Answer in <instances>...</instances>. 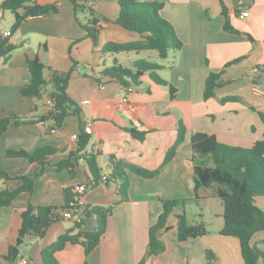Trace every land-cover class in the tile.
Wrapping results in <instances>:
<instances>
[{
	"label": "crops",
	"instance_id": "0c3cea01",
	"mask_svg": "<svg viewBox=\"0 0 264 264\" xmlns=\"http://www.w3.org/2000/svg\"><path fill=\"white\" fill-rule=\"evenodd\" d=\"M2 1L0 32L9 34H0V37L6 39L12 50L7 57L0 55V118H11L0 136V171L11 177L25 175L33 179V191L19 193L10 206L0 208V264H9L5 256L13 246L18 249L14 264H20L23 259L25 264H42L41 249L74 223L62 219L53 223L43 238L29 234L19 239L20 213L28 201L35 205L65 204L63 189L78 183L87 186L86 205H113V209L107 218L105 234L93 250L85 254L82 245H68L55 253L58 263L138 264L146 253L148 228L162 211L160 200L193 196L192 132L203 131L215 135L222 143L241 147L264 139V123L258 114V111L264 114V97L252 95L249 72L251 66L259 65L256 78L264 81V0H243L242 3L240 0H165L159 14L173 26L181 46L178 50H169L162 60L149 50L103 53L106 42H130L140 37L134 31L101 20L98 43L94 44L77 22L72 0H37L41 5L56 4L57 12L26 17L13 30L15 14L3 10ZM75 1L91 5L100 17L114 19L118 15L117 0ZM221 3L239 34L224 30ZM243 9L248 10L245 18L239 16ZM78 17L84 21L87 15L81 13ZM246 34L253 40L246 38ZM35 56L45 65L46 83L40 98L23 96L20 92L30 81L27 59ZM150 57L155 59L150 60ZM239 57L242 59L238 62L224 66ZM114 58L126 67L138 59L161 63L162 68L156 72L175 92L171 96L168 85L154 82L148 74L142 77L139 86H131V91L101 76V70ZM221 70L220 79L224 84L215 89V96L204 100L208 73ZM54 73H69L66 93L81 108L79 115L66 116L58 127H51L50 120L39 119L48 115L55 98L51 82ZM227 95L238 99L221 102ZM17 116L26 117L25 121L16 124ZM83 120L85 124H92L84 152L98 153L101 177L110 173L111 156L145 169H155L174 143L179 121L185 126V136L173 158L156 176L144 178L126 169L129 184L127 198L123 200L117 194V181L90 184L92 178L84 156H72L75 164L72 176L65 169L56 170L60 156L77 149ZM130 127L147 130L144 139L133 138L127 131ZM42 146L58 150L43 166L23 157L6 155L8 149L33 153ZM21 183L20 179L11 178L5 186L12 190ZM212 188L208 193L216 196L217 186L213 184ZM254 200L264 210V195L257 194ZM200 203L199 200L198 207ZM182 211L186 212V205L175 207L168 215L169 228L156 233L163 249L150 255L144 264H244L238 239L218 233L223 205L216 212L215 226L205 221L208 233L186 241L177 238L176 214ZM83 221L84 229H94L93 216ZM251 242L264 251V230L255 232ZM206 250L212 251L215 257L210 255L207 259Z\"/></svg>",
	"mask_w": 264,
	"mask_h": 264
},
{
	"label": "trees",
	"instance_id": "16d2710c",
	"mask_svg": "<svg viewBox=\"0 0 264 264\" xmlns=\"http://www.w3.org/2000/svg\"><path fill=\"white\" fill-rule=\"evenodd\" d=\"M165 0H117L119 5L118 15L114 19L98 16L91 5L76 3L72 0L73 11L79 25L86 31L88 37L94 44L98 43L99 32L101 30L100 21L113 22L127 30L134 31L139 35V39L130 42H106L102 47L103 53H118L129 51L149 50L155 51L159 59H165L169 50H178L181 42L177 38L173 26L159 14ZM221 14L223 16V28L225 31L239 34L229 21L227 8L221 3ZM3 10H9L15 14V21L12 30L16 29L26 17L40 16L51 12H57L56 4L41 5L37 0H3L1 2ZM85 13L86 20L79 19V14ZM246 38H253L246 34ZM12 50L6 39L0 37V55L6 56ZM242 57L235 58L224 66L238 62ZM74 65L77 63L73 61ZM27 66L30 73L29 83L22 87L20 92L23 96L40 98L43 93L46 80L43 76L45 65L39 56L27 59ZM162 64L146 59L135 60L130 67L123 66L116 58L112 63L104 67L100 74L108 80L119 82L124 87L139 86L145 74L156 83L168 85L171 96L175 88L163 80L157 74V70L162 68ZM221 72L210 71L205 79L203 98L204 100L215 96V89L221 87L224 81L220 79ZM69 73H54L52 76V86L55 91V98L47 116L40 117V120H50L51 127H58L63 119L68 115H79L81 108L66 93ZM101 78H98L100 80ZM237 96L227 95L221 98V102L236 101ZM261 121L264 123L263 112L258 111ZM26 117H15L14 122L18 124L25 121ZM11 121L10 117L0 118V136L7 129ZM32 121V119H28ZM131 136L137 140H143L147 130H138L133 127L127 128ZM185 136V126L182 122L177 124V135L174 143L167 150L161 165L155 169H145L120 160H115L113 156L109 158L110 173L107 181H117V194L121 199L127 198L128 178L126 169L144 178H152L159 174L162 167L169 162L176 153L177 146L183 141ZM89 141V134L84 131L77 136V149L67 155H61L56 163V170L65 169L69 175L74 174L75 158L84 156L85 164L91 175V185L100 183L101 168L98 164L96 152H84ZM190 146L192 149L191 162L193 164L192 190L193 196L187 198L161 199L162 211L156 222L148 228V244L144 257L138 264H144L145 260L152 254H156L163 249L162 242L156 233L164 228L168 229L166 220L175 207L185 206L187 203H194L198 206L199 200L206 198L210 192V186L216 185V196L221 199L223 205L222 226L218 233L226 236H234L239 241L240 252L244 264H264V251L251 242L253 234L264 230V210L255 204L254 196L264 195V139L255 140L248 147L234 146L218 141L215 135L203 131H195L190 135ZM50 146L37 148L33 153H28L23 149H8L6 155L9 157H23L29 162L43 166L46 161L57 152ZM11 178L20 179L22 183L10 190L5 186V182ZM107 181L105 183H107ZM104 183V184H105ZM72 186L63 189L65 204L63 205H35L28 201L20 213L21 224L18 229V238L22 239L26 235L37 238L45 237L49 227L61 221L62 212L70 209L73 200ZM33 191V179L25 175L11 177L4 171H0V208L10 206L16 196L21 192ZM73 208V207H72ZM113 205L84 206L79 221L59 234L57 238L44 246L40 251L42 264H59L55 253L68 245L80 244L88 254L98 244L105 234L106 222L111 214ZM94 217L95 227L93 230L84 229L85 217ZM202 214L198 213L199 219L193 222L187 220L186 212L176 214L177 218V238L180 241L199 238L208 233L205 221L201 219ZM214 253L206 250L205 256L208 259ZM9 264H14L11 260V252L5 256ZM82 264H89L84 261Z\"/></svg>",
	"mask_w": 264,
	"mask_h": 264
},
{
	"label": "built area",
	"instance_id": "2783aa9c",
	"mask_svg": "<svg viewBox=\"0 0 264 264\" xmlns=\"http://www.w3.org/2000/svg\"><path fill=\"white\" fill-rule=\"evenodd\" d=\"M240 3L243 2V0L239 1ZM239 16L241 18H245L248 16V10L247 9H243L241 10V12L239 13ZM0 34L2 36H7L9 34L8 31H1ZM251 76H252V82H251V93L252 95L256 96V97H264V81H260L256 78V75L260 72V67L259 65H253L251 66L250 70H249ZM99 87L102 88L103 84L100 83ZM128 91L132 90V87H127ZM50 100L47 101L48 104H50ZM53 131V130H52ZM83 131L85 133H91L92 131V124L91 123H86L84 125ZM107 181V176L103 175L101 177V181L100 183L104 184ZM87 190V186L84 183H78L75 184L72 188V193H73V200L70 203L71 207L70 209H66L62 212V218L66 219V220H70L76 222L79 221L81 218V212H82V208L84 206H86V202H85V192ZM26 260L23 259L22 261H20V264H25Z\"/></svg>",
	"mask_w": 264,
	"mask_h": 264
},
{
	"label": "rangeland",
	"instance_id": "374dc122",
	"mask_svg": "<svg viewBox=\"0 0 264 264\" xmlns=\"http://www.w3.org/2000/svg\"><path fill=\"white\" fill-rule=\"evenodd\" d=\"M155 57L157 53L155 51H149ZM124 59V58H123ZM122 59V60H123ZM155 58L150 57V60ZM125 62V61H124ZM213 191V188L210 189V193ZM200 207L195 205L194 203L186 204V216L189 222H193L199 219L198 213H202L201 219L203 221L210 222L211 226H215L216 220V212H219L222 209L221 199L217 196H212L208 193V196L205 199L200 200ZM261 208V207H260ZM263 210V209H262ZM220 220L218 221V226H220ZM195 260V258H193Z\"/></svg>",
	"mask_w": 264,
	"mask_h": 264
},
{
	"label": "water",
	"instance_id": "95a60500",
	"mask_svg": "<svg viewBox=\"0 0 264 264\" xmlns=\"http://www.w3.org/2000/svg\"><path fill=\"white\" fill-rule=\"evenodd\" d=\"M85 122H86L85 120L82 121V123H81L82 126H84ZM17 254H18V249H17L16 246H13V247L11 248V260H12L13 262L16 260Z\"/></svg>",
	"mask_w": 264,
	"mask_h": 264
}]
</instances>
